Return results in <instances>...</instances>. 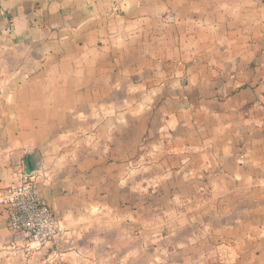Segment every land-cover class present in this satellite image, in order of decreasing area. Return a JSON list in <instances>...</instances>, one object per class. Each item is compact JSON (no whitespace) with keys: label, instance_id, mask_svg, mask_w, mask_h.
Instances as JSON below:
<instances>
[{"label":"crops","instance_id":"crops-1","mask_svg":"<svg viewBox=\"0 0 264 264\" xmlns=\"http://www.w3.org/2000/svg\"><path fill=\"white\" fill-rule=\"evenodd\" d=\"M0 264H264V0H0Z\"/></svg>","mask_w":264,"mask_h":264},{"label":"built area","instance_id":"built-area-1","mask_svg":"<svg viewBox=\"0 0 264 264\" xmlns=\"http://www.w3.org/2000/svg\"><path fill=\"white\" fill-rule=\"evenodd\" d=\"M0 206L10 209L12 231L24 234L28 241L45 245L57 240L60 221L43 199L35 172H21L20 181L0 194Z\"/></svg>","mask_w":264,"mask_h":264}]
</instances>
